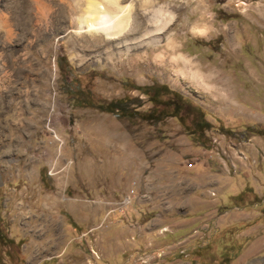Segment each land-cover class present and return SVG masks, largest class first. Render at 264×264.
<instances>
[{"label":"rangeland","instance_id":"obj_1","mask_svg":"<svg viewBox=\"0 0 264 264\" xmlns=\"http://www.w3.org/2000/svg\"><path fill=\"white\" fill-rule=\"evenodd\" d=\"M1 1L0 264H264V0H157L195 75Z\"/></svg>","mask_w":264,"mask_h":264},{"label":"bare ground","instance_id":"obj_2","mask_svg":"<svg viewBox=\"0 0 264 264\" xmlns=\"http://www.w3.org/2000/svg\"><path fill=\"white\" fill-rule=\"evenodd\" d=\"M60 1L65 4L69 15V23L66 25L69 39L73 42H92L105 59H118L121 69L137 67L134 55L140 53V49L144 51L151 46L155 51L151 55L144 53L146 55L142 59L146 67L165 70L171 64L179 66L177 71L181 73L184 69L193 75L197 72L188 66L189 59L178 50L180 44L177 43L176 34L168 30L175 16L170 6L160 4L157 0ZM5 28L7 20L0 16V32ZM190 30L194 34L204 35L208 28L196 23ZM162 43L164 49L159 50ZM130 50L133 53H129ZM122 54L125 59L129 58L130 65L122 63Z\"/></svg>","mask_w":264,"mask_h":264},{"label":"trees","instance_id":"obj_3","mask_svg":"<svg viewBox=\"0 0 264 264\" xmlns=\"http://www.w3.org/2000/svg\"><path fill=\"white\" fill-rule=\"evenodd\" d=\"M139 90L141 89V88H139V87H137ZM150 89L153 91V94L152 95H156L157 94V89H160V91H161V89H163L164 91H170L173 95H175V97H180V98H182V96H180L176 91H173V90H169V88L167 87V86H162V87H160V88H154V87H151V86H149L148 88H145L144 90H143V92L145 93V94H148L149 93V91H150ZM150 100L152 101L153 100V98H151L150 97ZM184 101H189L188 99H185ZM165 104L167 103V102H164ZM125 108L126 107H124V105H122V102L121 101H119V100H112V101H110L107 105H106V110L107 111H110V112H113L114 113V111L115 110H120L121 109V111H125ZM198 110H199V112H201V110H200V108H197ZM209 126V124H208V122H206V121H204L203 122V124H202V128H205V127H208Z\"/></svg>","mask_w":264,"mask_h":264},{"label":"built area","instance_id":"obj_4","mask_svg":"<svg viewBox=\"0 0 264 264\" xmlns=\"http://www.w3.org/2000/svg\"><path fill=\"white\" fill-rule=\"evenodd\" d=\"M210 150H208V152L210 153V154H213L214 152H216L218 149H220V145H219V142L217 141V138L215 139V138H213V139H211V144H210ZM133 190H131V192H132ZM128 196H126L125 197V199H124V202H128L129 200H128Z\"/></svg>","mask_w":264,"mask_h":264},{"label":"crops","instance_id":"obj_5","mask_svg":"<svg viewBox=\"0 0 264 264\" xmlns=\"http://www.w3.org/2000/svg\"><path fill=\"white\" fill-rule=\"evenodd\" d=\"M153 173V172H152ZM151 177H152V175H151Z\"/></svg>","mask_w":264,"mask_h":264}]
</instances>
